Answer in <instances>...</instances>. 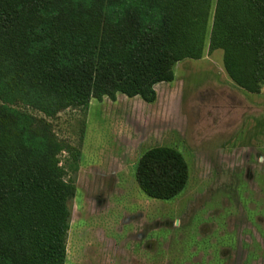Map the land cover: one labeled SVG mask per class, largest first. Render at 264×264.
Wrapping results in <instances>:
<instances>
[{
	"label": "trees",
	"instance_id": "16d2710c",
	"mask_svg": "<svg viewBox=\"0 0 264 264\" xmlns=\"http://www.w3.org/2000/svg\"><path fill=\"white\" fill-rule=\"evenodd\" d=\"M217 49L234 83L263 91L264 0H0V264H66L82 151L53 118L118 93L154 102L178 62ZM189 175L159 145L136 179L166 200Z\"/></svg>",
	"mask_w": 264,
	"mask_h": 264
},
{
	"label": "rangeland",
	"instance_id": "374dc122",
	"mask_svg": "<svg viewBox=\"0 0 264 264\" xmlns=\"http://www.w3.org/2000/svg\"><path fill=\"white\" fill-rule=\"evenodd\" d=\"M223 55L178 62L154 102L118 93L52 119L82 151L66 264H264V89L226 77ZM159 145L189 165L172 199L149 197L136 179Z\"/></svg>",
	"mask_w": 264,
	"mask_h": 264
},
{
	"label": "crops",
	"instance_id": "0c3cea01",
	"mask_svg": "<svg viewBox=\"0 0 264 264\" xmlns=\"http://www.w3.org/2000/svg\"><path fill=\"white\" fill-rule=\"evenodd\" d=\"M223 70H225V69L223 68ZM224 72H225V75H227L226 71H224ZM226 77H229V76L227 75ZM160 83H161V82H160ZM158 84H159V83H158ZM158 84H157V85H158ZM235 84H236V83H235Z\"/></svg>",
	"mask_w": 264,
	"mask_h": 264
},
{
	"label": "flooded vegetation",
	"instance_id": "af4514ba",
	"mask_svg": "<svg viewBox=\"0 0 264 264\" xmlns=\"http://www.w3.org/2000/svg\"><path fill=\"white\" fill-rule=\"evenodd\" d=\"M234 101V100H233ZM234 102H236V101H234Z\"/></svg>",
	"mask_w": 264,
	"mask_h": 264
},
{
	"label": "built area",
	"instance_id": "2783aa9c",
	"mask_svg": "<svg viewBox=\"0 0 264 264\" xmlns=\"http://www.w3.org/2000/svg\"><path fill=\"white\" fill-rule=\"evenodd\" d=\"M264 89V88H263Z\"/></svg>",
	"mask_w": 264,
	"mask_h": 264
}]
</instances>
